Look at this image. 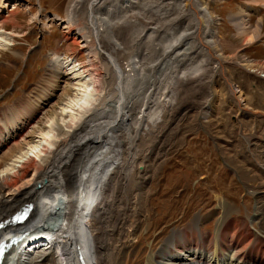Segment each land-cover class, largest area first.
I'll return each mask as SVG.
<instances>
[{
  "label": "rangeland",
  "instance_id": "obj_1",
  "mask_svg": "<svg viewBox=\"0 0 264 264\" xmlns=\"http://www.w3.org/2000/svg\"><path fill=\"white\" fill-rule=\"evenodd\" d=\"M71 1L7 2L9 18L17 15L15 23L6 26L13 42L7 48L0 46V121L11 112L31 113V105H21L22 101L36 95L37 88H49L52 79L47 71L55 59L65 64L69 77H73L72 62L88 69V51L83 49L91 32L86 2L69 24ZM195 1L206 4L218 21L216 42L225 58L223 68H217L198 39L182 37L196 27L194 17L180 9L185 0H105L94 10V20L113 29L105 41L115 36L127 47L116 59L125 68L129 63L138 65L125 75L123 108L134 104V114L146 109L150 124L161 117L143 147L156 153L157 168L147 185V213L140 229L128 235L121 264H148L160 257L157 254L175 234L200 229L202 236L211 238L221 221L224 231L237 229L233 240L251 231L252 239L245 245H261L259 252L264 254V78L243 66L244 59L264 63V4L262 0ZM231 15L247 21L245 32L237 24L243 19L231 21ZM233 87L241 90L248 111L232 105ZM111 92L103 93L104 101L112 98ZM212 104L216 109L207 118ZM225 204L228 211L221 207ZM36 205V219L37 209H42L43 217L35 226L55 225L54 210H50L53 215L44 214L46 210ZM42 259L30 261L44 264Z\"/></svg>",
  "mask_w": 264,
  "mask_h": 264
},
{
  "label": "bare ground",
  "instance_id": "obj_2",
  "mask_svg": "<svg viewBox=\"0 0 264 264\" xmlns=\"http://www.w3.org/2000/svg\"><path fill=\"white\" fill-rule=\"evenodd\" d=\"M8 1L0 0V46L5 48L13 42L6 26L15 23L17 15L12 13L13 17L9 18L12 11H7ZM104 1L72 0L68 9L69 24H72L79 5L86 2L91 32L86 35L83 49L88 51V69L81 65L78 68L72 62L73 77H69L71 74L63 69L65 64L55 59L47 71L52 79L48 82L49 88H37L36 95L21 100V105H31V113L24 116L22 112H8L10 115L0 121V153L13 145L0 157V222L28 204L42 206L46 210L44 214L53 209L59 217L53 227L46 223L39 226L50 240L44 250L24 257L15 250L5 256L7 260L3 264H38L39 261L31 262L34 258H43L44 264L53 259L56 264H81L77 244L82 247L88 264H121L128 235L140 229L146 216L147 185L157 168L156 153L143 147L161 124V117L157 115L150 124L146 109L134 114L136 107L127 101L124 102L126 109L123 108L125 75L138 65L129 63L125 68L121 59L116 58L122 57L127 47L115 41V36L105 41V36L113 29L107 23L98 24L94 20V10ZM261 3L264 4V0ZM180 9L183 14L190 13L196 24L195 30H187L182 37L198 39L201 47L217 61V68H223L225 58L216 42L218 21L212 11L195 0H185ZM6 11L8 15H4ZM229 19L241 21L243 18L231 15ZM243 20L237 24L245 32L247 21ZM254 33L257 35V29ZM243 66L264 78V63L244 59ZM111 89L114 90L109 95L112 98L104 101L103 93ZM230 91L232 105L241 112L248 111L241 90L233 87ZM215 109L212 104L206 117ZM118 139L123 144H119ZM221 207L229 210L226 204ZM35 211L36 208L26 224L28 230L35 228L43 217L42 209H37V219ZM221 222L211 238L202 236L200 229L188 235H173L157 254L164 257H155L148 264H264V254L259 252L261 245H245L251 231H246L247 235L240 240H233L237 229L224 231ZM12 232L10 227L2 232V237L7 240L13 236ZM32 236L25 239V245L39 242L27 243L38 235ZM40 241L46 242L44 238Z\"/></svg>",
  "mask_w": 264,
  "mask_h": 264
},
{
  "label": "water",
  "instance_id": "obj_3",
  "mask_svg": "<svg viewBox=\"0 0 264 264\" xmlns=\"http://www.w3.org/2000/svg\"><path fill=\"white\" fill-rule=\"evenodd\" d=\"M77 251H78V256H79L81 264H87L88 262L85 258V253L83 252L82 247L78 245Z\"/></svg>",
  "mask_w": 264,
  "mask_h": 264
}]
</instances>
